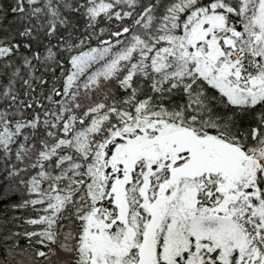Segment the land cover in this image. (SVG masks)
I'll return each instance as SVG.
<instances>
[{
	"label": "snow or ice",
	"instance_id": "obj_1",
	"mask_svg": "<svg viewBox=\"0 0 264 264\" xmlns=\"http://www.w3.org/2000/svg\"><path fill=\"white\" fill-rule=\"evenodd\" d=\"M0 264H264V0H0Z\"/></svg>",
	"mask_w": 264,
	"mask_h": 264
}]
</instances>
